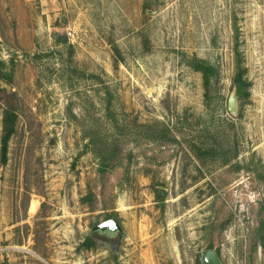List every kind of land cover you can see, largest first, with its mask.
Wrapping results in <instances>:
<instances>
[{
    "label": "rangeland",
    "instance_id": "obj_1",
    "mask_svg": "<svg viewBox=\"0 0 264 264\" xmlns=\"http://www.w3.org/2000/svg\"><path fill=\"white\" fill-rule=\"evenodd\" d=\"M2 75L0 264H264V0H0ZM113 218L119 251L89 247Z\"/></svg>",
    "mask_w": 264,
    "mask_h": 264
},
{
    "label": "trees",
    "instance_id": "obj_2",
    "mask_svg": "<svg viewBox=\"0 0 264 264\" xmlns=\"http://www.w3.org/2000/svg\"><path fill=\"white\" fill-rule=\"evenodd\" d=\"M196 63L197 64L194 65V68L196 69V71L200 72L203 75L205 88L209 90V88L211 87L212 81L216 77L217 70L214 66L204 61H196ZM243 77H244V71L238 68V73L236 75L235 82L240 85L241 89L246 90L247 86L243 82ZM0 79L8 80V78L5 75H2ZM82 79L95 80L96 82H98V84H102V86H104V89L106 90L104 94L106 97L104 100V103L106 105V111L108 112L107 117L109 120H115L113 119L114 117L111 111L112 110V94L109 88L104 83L103 79L98 75L87 76L85 74L82 75ZM208 96L209 94H207V97ZM117 123H115L113 126L116 127L118 125ZM17 124H18V115H17L16 108L11 105L7 106L4 112V116H3V133H2V139H1V164L3 166H5L8 163L10 142L17 132ZM173 140L174 139H172V141ZM91 143L95 144L96 141L92 140ZM107 146H108V143H103L102 147L100 148L101 154L99 155V166H100L99 171L102 176H105L106 174L110 173L111 171L116 169L118 166H123L122 162L117 157V155H113L115 154V151L112 148L110 149L105 148ZM192 148L195 149L196 152L201 156H213L215 155V152H216L214 149H203L196 144H193ZM87 245L89 247H93L95 245L94 240L91 238H88Z\"/></svg>",
    "mask_w": 264,
    "mask_h": 264
},
{
    "label": "water",
    "instance_id": "obj_3",
    "mask_svg": "<svg viewBox=\"0 0 264 264\" xmlns=\"http://www.w3.org/2000/svg\"><path fill=\"white\" fill-rule=\"evenodd\" d=\"M9 89L8 85L2 83V88ZM242 101L241 94L234 92L231 94L228 100V111L231 115L237 116L240 111V103ZM93 231H97L103 234H116L121 233L123 237H125V232L121 225L118 223L116 219H110L106 222L96 226ZM201 260L204 264H222L219 256L213 250H209L204 252L201 256Z\"/></svg>",
    "mask_w": 264,
    "mask_h": 264
},
{
    "label": "flooded vegetation",
    "instance_id": "obj_4",
    "mask_svg": "<svg viewBox=\"0 0 264 264\" xmlns=\"http://www.w3.org/2000/svg\"><path fill=\"white\" fill-rule=\"evenodd\" d=\"M94 235V241H99L102 242L109 250L113 251H119L120 246L123 243V240L125 237L121 233H116V234H103L97 231H93ZM198 264H204L201 261H198Z\"/></svg>",
    "mask_w": 264,
    "mask_h": 264
}]
</instances>
